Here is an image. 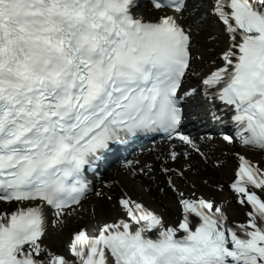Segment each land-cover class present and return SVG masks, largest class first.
<instances>
[{"label":"snow or ice","instance_id":"obj_1","mask_svg":"<svg viewBox=\"0 0 264 264\" xmlns=\"http://www.w3.org/2000/svg\"><path fill=\"white\" fill-rule=\"evenodd\" d=\"M0 264H264V0H0Z\"/></svg>","mask_w":264,"mask_h":264},{"label":"bare ground","instance_id":"obj_2","mask_svg":"<svg viewBox=\"0 0 264 264\" xmlns=\"http://www.w3.org/2000/svg\"><path fill=\"white\" fill-rule=\"evenodd\" d=\"M136 191H137V193H138L139 190L137 189Z\"/></svg>","mask_w":264,"mask_h":264}]
</instances>
